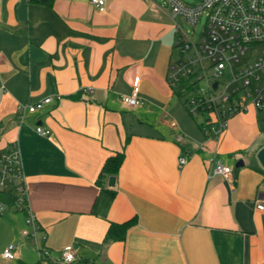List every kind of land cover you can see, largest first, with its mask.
I'll return each mask as SVG.
<instances>
[{"label":"crops","instance_id":"1","mask_svg":"<svg viewBox=\"0 0 264 264\" xmlns=\"http://www.w3.org/2000/svg\"><path fill=\"white\" fill-rule=\"evenodd\" d=\"M176 48L165 0H105L103 11L89 0H0V147L18 143L26 189L25 209L0 213V264H58L21 236L29 211L50 256L76 250L71 264L264 262V212L254 209L264 118L249 107L218 137L204 134L169 81ZM136 75L141 102L128 105ZM46 96L19 118L18 104ZM117 151L119 169L98 184ZM214 157L231 166L229 179L213 173ZM133 216L122 240L107 235ZM9 243L14 259L1 256Z\"/></svg>","mask_w":264,"mask_h":264},{"label":"built area","instance_id":"2","mask_svg":"<svg viewBox=\"0 0 264 264\" xmlns=\"http://www.w3.org/2000/svg\"><path fill=\"white\" fill-rule=\"evenodd\" d=\"M99 11L105 9V0H89ZM172 18H183L195 25L204 16L203 30L200 37L193 41H184L183 33L176 23L177 47L179 55L191 51L188 58L172 63L169 81L175 89H192L185 93V107L194 119H199L204 134L218 137L226 127L228 118L237 112L253 107L258 113L264 111V0H165ZM203 61L208 65L204 66ZM199 67H196V63ZM193 66L195 68H193ZM209 69L210 74H206ZM202 78L206 88L200 92L194 90L196 82ZM217 82L213 87V83ZM85 90V89H84ZM91 90V89H89ZM139 76L132 80L130 95H122L128 105L140 103L137 97ZM56 98H60L57 95ZM52 102L51 96L43 97L33 103H20L16 112L19 118L24 113H35ZM264 118V117H262ZM169 124L176 126L170 119ZM39 135H48L50 130L41 125L35 126ZM179 164L186 162V157L178 158ZM212 171L229 179L231 166L219 157L212 158ZM0 191H7L13 196L11 203L16 209L26 207V189L23 180L22 160L17 142H10L0 147ZM7 203L0 199V213ZM254 209L264 212V195L254 199ZM25 223L28 228L20 232L22 237H30L35 243V250L40 258L44 256L54 263L71 264L77 258L76 250L68 246L58 255L50 256L44 247L45 234L37 237L40 229L34 213L28 212ZM5 259H14V245L9 243L1 251ZM264 264V262L260 263Z\"/></svg>","mask_w":264,"mask_h":264},{"label":"trees","instance_id":"3","mask_svg":"<svg viewBox=\"0 0 264 264\" xmlns=\"http://www.w3.org/2000/svg\"><path fill=\"white\" fill-rule=\"evenodd\" d=\"M28 2H38L42 4L51 5L53 0H27ZM178 44V43H177ZM177 95L183 99V103H185L186 98L184 96V92L181 89L176 91ZM200 124V123H198ZM124 158V154L122 151H117L114 154L108 156L101 169L97 178V183L100 184V180L105 175H111L117 172L119 169L122 160ZM7 194V191H0V199L4 200V196ZM136 221V218L130 217L121 222H111L107 229V235L114 240H122L125 236L127 229L133 225Z\"/></svg>","mask_w":264,"mask_h":264},{"label":"rangeland","instance_id":"4","mask_svg":"<svg viewBox=\"0 0 264 264\" xmlns=\"http://www.w3.org/2000/svg\"><path fill=\"white\" fill-rule=\"evenodd\" d=\"M184 1H186L188 3H193L194 2V0H184ZM175 20H176V23L178 24V26L181 29V33H183V38H184L185 42H187L190 39H192L193 41H196L200 37L201 32L203 30L204 16L200 17L199 21L195 25L189 24L187 21H185L181 17H177ZM179 49H180V47L176 48L175 54L173 55V58H172V63H177L180 58H182L183 60L187 59L189 53L191 52V51H187V52L183 53V56L181 57L179 55ZM203 65L207 66L208 62L207 61H203ZM196 67H199V63L198 62L196 63ZM193 68H195V67L193 66ZM172 71L173 70H171V73H172ZM205 72L208 75L210 74L209 69H206ZM205 88H206V81H205L204 78H202L201 80L197 81L196 85H194V90L195 91L202 92ZM191 90L192 89L187 88L183 92H191ZM184 96H185V94H184ZM259 117L260 118L264 117V111H260L259 112ZM199 119H203V116L202 115L199 116L197 118V121H199ZM262 125H264V124H262ZM8 199H9L8 197L4 199V201L7 203V206L5 207V209H8L10 207L15 209L16 207L11 203V200H8Z\"/></svg>","mask_w":264,"mask_h":264},{"label":"water","instance_id":"5","mask_svg":"<svg viewBox=\"0 0 264 264\" xmlns=\"http://www.w3.org/2000/svg\"><path fill=\"white\" fill-rule=\"evenodd\" d=\"M216 84H217V82L215 81V82L213 83V87H215ZM242 164H243L242 161H237L236 164H235V167H238V166H240V165H242ZM113 183H114V177H113V176H109V177H108V184H109V185H112Z\"/></svg>","mask_w":264,"mask_h":264}]
</instances>
